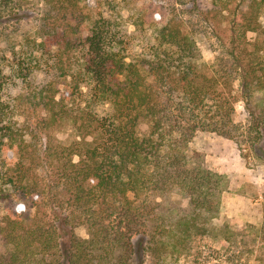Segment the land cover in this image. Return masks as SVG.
Segmentation results:
<instances>
[{"label":"trees","instance_id":"16d2710c","mask_svg":"<svg viewBox=\"0 0 264 264\" xmlns=\"http://www.w3.org/2000/svg\"><path fill=\"white\" fill-rule=\"evenodd\" d=\"M13 1L18 24L0 30V264H175L197 260L202 240L240 260L244 230L219 220L224 175L189 143L235 135L236 81L264 140V0L237 2L211 61L196 0L0 8ZM66 125L69 142L55 134Z\"/></svg>","mask_w":264,"mask_h":264},{"label":"rangeland","instance_id":"374dc122","mask_svg":"<svg viewBox=\"0 0 264 264\" xmlns=\"http://www.w3.org/2000/svg\"><path fill=\"white\" fill-rule=\"evenodd\" d=\"M172 1V0H164ZM149 0H137V4H146ZM217 0H196L198 10L214 9L209 13L201 14L202 11H193L190 19L206 33V40L202 45L203 57L206 61H211L216 55H220L224 44L227 46L225 37L226 24H231L235 16L233 7L239 0H227L229 10L219 11L216 6H212ZM218 5V4H217ZM0 20L1 29H12L18 24L17 5L15 1L7 6L1 7ZM264 15V7L262 8ZM188 17V16H187ZM20 22L25 23V20ZM234 121L237 125L236 133L233 137H225L215 132L198 130L195 132L189 145L192 149L200 152L206 164L224 175L225 190L222 192V211L220 222L228 221L236 230H244L246 244L241 243V259L230 260L229 255L223 252L216 253L218 244L209 246V242L202 240L203 254L197 260L187 261L184 258L175 264H264V162L257 157L261 155L264 140L259 138L255 129H248L250 118L245 109L244 100L241 97L238 81L234 84ZM148 129V122L140 119L138 130L144 134ZM56 137L69 142L74 136V131L70 125H66L57 131ZM174 203H183V197L174 193L168 196ZM255 225L258 232H247V225ZM77 235L85 237V228L81 225L76 227ZM256 240H252L255 238ZM253 248V251H247ZM3 246L0 242V252Z\"/></svg>","mask_w":264,"mask_h":264}]
</instances>
